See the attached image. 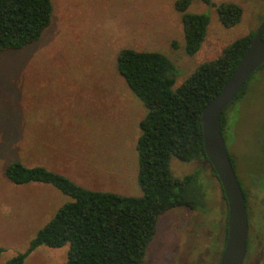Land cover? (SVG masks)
Here are the masks:
<instances>
[{
    "label": "rangeland",
    "instance_id": "rangeland-1",
    "mask_svg": "<svg viewBox=\"0 0 264 264\" xmlns=\"http://www.w3.org/2000/svg\"><path fill=\"white\" fill-rule=\"evenodd\" d=\"M178 0H52V21L36 42L0 52V264L24 252L71 199L50 185L15 186L4 176L19 161L41 166L93 191L140 197L136 142L147 109L117 71L124 49L157 52L179 87L203 63L256 32L264 0H189L209 17L196 54L185 52ZM236 4L240 22L223 26L217 8ZM225 145L247 193L249 237L243 264H264V67L225 112ZM174 177L200 170V208L160 216L144 264H218L226 239V201L209 163L170 162ZM68 245L35 249L23 264H65Z\"/></svg>",
    "mask_w": 264,
    "mask_h": 264
},
{
    "label": "trees",
    "instance_id": "trees-1",
    "mask_svg": "<svg viewBox=\"0 0 264 264\" xmlns=\"http://www.w3.org/2000/svg\"><path fill=\"white\" fill-rule=\"evenodd\" d=\"M188 6L189 0L175 2V9L182 14L185 52L193 56L204 41L209 17L187 13ZM52 12V0H0V52L21 50L39 40L51 25ZM217 14L223 26L232 27L240 22L242 9L236 4H223L218 6ZM254 35L251 32L224 48L220 57L200 65L174 90V67L167 57L157 52L121 50L117 71L147 109L136 142L141 196L88 190L44 167L11 162L3 173L13 185H50L71 200L35 234L24 252L6 264H23L42 246L58 249L65 245V264H144L160 216L175 208L196 210L202 204L200 170L176 178L170 162L208 163L201 110L218 94ZM247 85L230 105L242 98ZM226 110L220 120L224 140ZM243 194L249 223L247 193Z\"/></svg>",
    "mask_w": 264,
    "mask_h": 264
},
{
    "label": "water",
    "instance_id": "water-1",
    "mask_svg": "<svg viewBox=\"0 0 264 264\" xmlns=\"http://www.w3.org/2000/svg\"><path fill=\"white\" fill-rule=\"evenodd\" d=\"M264 65V21L218 94L201 110L203 146L227 206V233L218 264H243L249 231L246 200L221 133L220 120L249 79Z\"/></svg>",
    "mask_w": 264,
    "mask_h": 264
},
{
    "label": "flooded vegetation",
    "instance_id": "flooded-vegetation-1",
    "mask_svg": "<svg viewBox=\"0 0 264 264\" xmlns=\"http://www.w3.org/2000/svg\"><path fill=\"white\" fill-rule=\"evenodd\" d=\"M227 218V216H226ZM227 220V219H226ZM226 233H227V225H226ZM253 245V241L251 240V238L249 237V231H248V238H247V251H248V247L250 248Z\"/></svg>",
    "mask_w": 264,
    "mask_h": 264
}]
</instances>
